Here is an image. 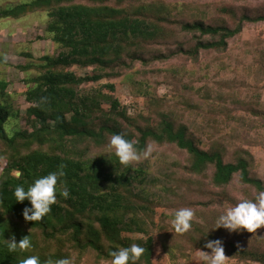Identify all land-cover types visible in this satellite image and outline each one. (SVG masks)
<instances>
[{"label":"trees","instance_id":"obj_1","mask_svg":"<svg viewBox=\"0 0 264 264\" xmlns=\"http://www.w3.org/2000/svg\"><path fill=\"white\" fill-rule=\"evenodd\" d=\"M221 1L31 0L0 10V19H19L31 12L47 11L49 37L61 47L56 56L42 57V64L20 66L39 72L27 80L34 83L26 91L30 102L27 114L40 122L32 131L9 133L6 125L15 111L0 101V158L6 162L0 175V264H19L20 259L33 254L39 255L41 261L52 256L71 257L74 264H101L105 260L111 263L110 250L133 243L123 232L147 236L141 240L146 249L143 264H170L154 251L151 232L157 226L155 209L164 206L162 202L171 196L175 198L182 188L180 182L177 184L178 177L190 175L187 184L191 181L195 188L202 187L201 179L196 183V178H207L222 191L236 180L246 193L252 190L256 195L264 190V179L253 173L254 155L243 149L247 140L242 135L246 123L250 129L247 138H252L248 140H259L264 102L260 94L249 98L246 78L241 81L238 76L249 62L255 65L257 79L264 78V45L252 44L241 51L234 58L239 67L235 77L216 81V89L208 82L197 87L179 76L175 82L180 90L179 101L188 104V111L194 116L188 120L177 121L171 100L158 95L152 96L148 105L157 122L142 113L130 117L116 94L118 80L132 76L140 82L152 75L162 80L169 69L180 73L189 63L199 66L203 53L222 55L248 24L264 22V3L247 6ZM172 59L183 61L184 65L154 66ZM213 61L199 66L198 78L209 75ZM75 65L92 67V73L77 76L70 69ZM102 79L107 82L99 87H84ZM196 94L218 103L217 108L224 113L222 118H230L227 126L231 134L214 135L219 116L209 110L202 112ZM238 108L249 115L247 120L243 113L234 115L232 110ZM117 133L134 140L140 150L148 144L168 145L184 158H172L151 169L150 156L124 168L108 147L111 136ZM231 151L234 155L227 159ZM61 165L70 195L65 198L57 191V202L45 218L25 221L22 210L30 202L15 201L14 187L21 183L27 187L38 176ZM14 170L23 175L17 179ZM255 195L244 198L254 199ZM199 202L190 201L185 207H191L197 216L202 210L196 208ZM210 202L203 200L199 205L211 210ZM220 213L214 212L201 223L192 222L194 233L187 237L190 247L206 249V239L220 238L226 256L264 263L262 248L240 246L237 236L225 239L221 231L226 229H214ZM209 229L208 236L203 237ZM249 234L260 241L264 226ZM13 235L16 242L30 235L34 247L22 253L10 252L5 239Z\"/></svg>","mask_w":264,"mask_h":264},{"label":"rangeland","instance_id":"obj_2","mask_svg":"<svg viewBox=\"0 0 264 264\" xmlns=\"http://www.w3.org/2000/svg\"><path fill=\"white\" fill-rule=\"evenodd\" d=\"M26 1L31 0H0V10L14 7ZM170 1H178L181 3L182 1L190 2L194 0ZM196 1L202 3H215L220 0ZM231 1H234L237 4H246L247 6H254L264 3V0H222L221 2L228 3ZM49 19V14L45 10L31 12L19 19H0V59L4 60V62H0V101L5 104L7 103L10 109L15 111L6 125V128L11 134L15 130L32 131L34 125L40 123L39 121L32 120L31 117L28 116L27 109L30 107V102L26 99V91L34 85L33 82L28 83L27 80L39 75V72L35 68L23 70L20 68V66L29 63L42 64V57L45 55L56 56L61 51L60 45L55 43L53 39L49 37L50 33L47 31ZM252 44H254L255 47H257V45H264V22L248 24L244 28L241 35L231 40L229 49L222 55H219L218 52L203 53L200 60V65L202 67L207 63V61L216 60L213 61V67L210 70L209 75L205 78H198V70L200 69V65L198 66L197 64L195 65L191 63H189L190 66L188 68L180 69V73L178 71H172L169 69L168 76H162V80L160 76L152 75V77L148 76L149 79H143L140 80V82H137L133 80L132 76H128L127 78L115 82L117 97L119 98L121 104L125 108L127 107L130 117H135L136 115L142 113L147 117H152L151 122H157V120L153 118L148 105L150 98L152 96L158 95L161 98H165L169 101L171 100L170 102L173 103L171 110L175 113L177 121L188 120L190 117L194 118L193 113L188 111V104L184 102L180 103L179 101L178 95L180 90H178V86L175 83L176 79L180 76L186 81L191 80L197 87L208 82L210 86H213L216 89V81L235 77L234 75L238 70L237 68L239 67L235 65L234 58L238 56L241 51L249 49ZM257 49L259 48H256V50ZM228 57H230L231 60H229ZM247 59L250 60L249 56ZM173 63L184 65L183 61L172 59L169 63L158 62L155 63L154 66H164L166 68ZM247 63L249 62H246L244 68H240L241 71L238 74L240 77L239 80L243 81V78H246L245 80L249 88V98L257 97L260 94L261 100L264 102V78L258 80L255 73V65ZM225 65H229L230 67L227 68ZM169 68H171V66ZM70 69L74 71L77 76H85L92 73V67L84 68L75 65ZM106 82L107 79H102L98 82L87 83L84 85V87H99L101 83ZM3 84H5V86H3ZM223 89L226 91L227 87L224 85ZM195 99L200 101L202 104V112H206V110L208 112L209 110L219 116L217 131L214 132V135L222 137L223 135L231 134L232 130L227 126L230 118H222L224 113H221V110L217 108V102L208 101L207 98H203L199 94L195 95ZM179 103L180 105L178 106ZM104 107L108 108V105H104ZM232 112L234 115H240L242 113L245 115V112L241 108H238L237 110L233 109ZM70 116L71 115L69 114L67 117L69 118ZM244 117L247 120L249 115L246 114ZM195 120L197 122L200 120L198 119L197 115L195 116ZM122 122L125 124L124 120ZM51 123L53 125L55 124L54 121H51ZM261 123L262 127L259 140H255V142L253 140H248L252 138H247L248 130L250 129L246 123H244L245 130L242 135L244 139L247 140L246 144L243 146V149L250 151V153L255 157L254 166L252 167L253 173L264 179V119H261ZM252 137H254V134H252ZM154 147L155 152L151 155L149 162L151 163V169H156V165H159L160 163L165 164L169 159L171 160L173 158L175 160H181L184 158L178 152L172 150V147L168 145H156ZM232 152L233 151L228 153L227 159L233 157L234 154ZM5 166V160L0 158V175L3 173ZM189 176L190 175L185 174L183 178L178 177L177 184L179 185L180 182L182 184V188H179L175 198H172L171 196V198L165 201V203L162 202V204H165L164 206H159L155 209V219L157 226L151 232L155 239L154 251L161 253L166 263L168 262L170 264H198V258L195 256V250L201 249L210 251L200 247H190L191 243L187 241V237L191 233H194L193 227L185 234L175 233L171 220L177 209L185 207L186 205L189 206L190 201L196 202V200H199V204L203 200L207 201V203H211L210 201H212L213 205L210 207L211 210H203V207L201 208L199 204L197 207L195 206L197 209L202 210H200L197 216H194L193 222L201 223V221H206L205 217L208 219L214 212H217L218 214L222 212L223 209L234 206L239 202V200L244 199V197H247L249 194L252 196L255 195V191L252 190L246 193L243 186L239 185L237 180L234 181L226 191H222L219 187L212 186L209 179L207 178H196V183L199 179H201L202 187H191V181H189L188 184L186 181L191 179V176ZM231 200L235 203L232 204L228 202ZM221 233L225 239L231 238L230 236H237L240 239V246L247 245L252 249L260 247L264 250V237L259 241L256 239V236L252 235L250 237L249 233L251 232H248L246 229L238 232H229L228 230H223ZM123 236L132 239L133 243L140 242L139 244H143L141 243V240H145L147 237L143 233L128 232H123ZM163 239H166L167 241L163 243ZM228 257L227 264H264L251 259L242 260L235 257ZM101 264L111 263L109 260H105L102 261Z\"/></svg>","mask_w":264,"mask_h":264},{"label":"clouds","instance_id":"obj_3","mask_svg":"<svg viewBox=\"0 0 264 264\" xmlns=\"http://www.w3.org/2000/svg\"><path fill=\"white\" fill-rule=\"evenodd\" d=\"M110 152L121 166L130 168L131 165L149 158L154 146L148 144L143 150L136 146L134 140L126 138L124 134H113L108 145ZM14 175L19 179L23 174L20 170H14ZM66 173L61 165L57 170L41 175L25 187L24 183L14 187L13 195L15 201L30 202V206H25L22 215L25 221H41L42 218L51 211V206L57 202V191L67 198L69 189L62 179ZM59 182V185H58ZM195 212L191 207H181L177 209L171 220L175 233L185 234L192 229ZM214 229L223 227L229 232H238L246 229L248 232H255L264 226V190L259 191L254 199L244 198L239 200L235 206L228 207L215 218ZM203 237H207L209 234ZM5 244L10 252H25L34 247L30 235L24 236L16 242L15 235L11 239H5ZM204 247L211 251L201 249L195 250L198 264H227L228 256L225 255L224 242L222 239H206ZM146 249L143 245L132 243L128 246H120L110 250L111 264H143V257ZM19 264H74L71 257L53 258L48 256L45 260L37 254L26 256L19 260Z\"/></svg>","mask_w":264,"mask_h":264}]
</instances>
